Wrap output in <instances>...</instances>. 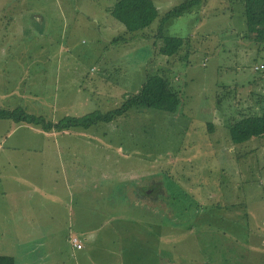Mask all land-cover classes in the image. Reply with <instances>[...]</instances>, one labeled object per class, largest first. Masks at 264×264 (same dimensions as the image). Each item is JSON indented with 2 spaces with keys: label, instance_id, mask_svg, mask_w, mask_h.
<instances>
[{
  "label": "rangeland",
  "instance_id": "rangeland-1",
  "mask_svg": "<svg viewBox=\"0 0 264 264\" xmlns=\"http://www.w3.org/2000/svg\"><path fill=\"white\" fill-rule=\"evenodd\" d=\"M154 1L161 15L184 0ZM242 1L201 0L166 21L162 34L184 42L164 56L158 24L149 37L116 29L115 0H0V109L53 122L107 111L151 74L181 97L172 114L132 108L57 132L48 153L22 127L7 137L17 149L0 139V255L75 264L73 236L91 264H264V138L234 144L228 131L264 100V47L243 38ZM150 183L143 208L135 188ZM70 207L87 232L69 228Z\"/></svg>",
  "mask_w": 264,
  "mask_h": 264
},
{
  "label": "trees",
  "instance_id": "trees-1",
  "mask_svg": "<svg viewBox=\"0 0 264 264\" xmlns=\"http://www.w3.org/2000/svg\"><path fill=\"white\" fill-rule=\"evenodd\" d=\"M200 2L201 0H184L164 11L161 15V7L154 0H115V3L108 10L116 23V29L119 28L125 33L136 35L141 32L144 36L147 35L149 37V33L154 31V25L157 26L158 24L156 27L158 34L150 37L153 38V41L157 37L161 40L160 54L173 56L183 46V37L163 35L161 32L162 27L166 21L182 16ZM242 4L246 24V34L243 35V38L260 45V49V47H264V0H243ZM143 30L144 33L142 32ZM123 32L119 33L122 34ZM120 34L113 38L111 43L118 44L126 39L122 38ZM131 39H133L132 36ZM180 102V94H178V91L174 89L167 78L159 74H151L141 83L138 91L125 94L121 98L119 106L107 111L94 110L80 117L65 116L61 120L53 122L43 116L29 114L22 108L17 107L11 110L0 109V120L31 125L46 132L52 130L61 132L69 129L86 130L99 122L107 123L122 117L132 108L154 109L172 114L178 111ZM257 107V110H253L247 115H242L229 124L228 131L232 143L242 144L251 138H264V100L259 101ZM135 189L139 195H137V203L142 205L143 208L147 204H143L141 201L153 200L155 195L158 194L157 188L152 183L142 186L138 185ZM126 195L125 193L122 196L127 197ZM166 214H161L159 215L160 217H154L153 215V218L165 219L169 217ZM141 248H143V245H141ZM0 264H15V260L12 256L0 255Z\"/></svg>",
  "mask_w": 264,
  "mask_h": 264
},
{
  "label": "crops",
  "instance_id": "crops-1",
  "mask_svg": "<svg viewBox=\"0 0 264 264\" xmlns=\"http://www.w3.org/2000/svg\"><path fill=\"white\" fill-rule=\"evenodd\" d=\"M3 121H5V120H3ZM8 129H7V132H6V134H2V136L0 137V139L1 140H3L4 139V146H5V150H4V152L7 150V149H17V148H15V147H11L12 146V143L11 142H9V140L7 139V137L12 133V131H15L16 130V128L17 129H20V127H22L23 129H26V132H28V133H32V134H36V135H38V136H41V138L43 139V141H44V143H41L42 145L40 146V147H37L38 148V150H40V151H42V152H45V153H48V149H47V146H48V144H54V143H56L57 144V146H58V148L57 149H59L60 150V147H59V145H58V143H59V140H58V134H57V132L58 131H54V130H52V131H49V132H46V131H43V130H41L40 128H37V127H34V126H31V125H27V124H16V123H13V122H11V123H8ZM67 132V130H64V131H61V133H62V135H64L65 133ZM54 133H56L55 135H54ZM76 134L78 135V136H80V135H82L83 133H79V132H76ZM57 135V136H56ZM85 135H83V137H84ZM86 137V136H85ZM53 139L52 140V142L53 143H51V142H49V139ZM0 150H1V147H0ZM27 160H34V158H30V159H27ZM26 160V161H27ZM13 164H16L15 162H13ZM61 202V201H60ZM61 204H63L62 202H61ZM71 208V213L69 214V215H73V210H72V207H70ZM69 228H77L75 225H74V215H73V219H72V223H71V226L69 227ZM78 230H84V231H86L87 232V228H77ZM85 249V246L83 245V248H81V249H78L79 250V255L77 256V257H74V260H75V264H91V261H92V258L90 259V258H88V257H84L82 254L83 253H81V251H83ZM37 259H39V260H41V261H43L42 260V258H37ZM40 261V262H41ZM116 263H119V260L118 259H114V261H111V263L110 264H116ZM16 264V263H15Z\"/></svg>",
  "mask_w": 264,
  "mask_h": 264
},
{
  "label": "built area",
  "instance_id": "built-area-1",
  "mask_svg": "<svg viewBox=\"0 0 264 264\" xmlns=\"http://www.w3.org/2000/svg\"><path fill=\"white\" fill-rule=\"evenodd\" d=\"M257 68V67H256ZM69 241L71 243V245L75 248V249H81L83 248V244L78 240L77 237H73L71 236L69 238Z\"/></svg>",
  "mask_w": 264,
  "mask_h": 264
}]
</instances>
